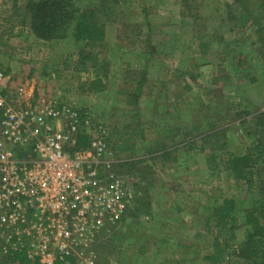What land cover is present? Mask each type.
<instances>
[{
	"label": "rangeland",
	"instance_id": "rangeland-1",
	"mask_svg": "<svg viewBox=\"0 0 264 264\" xmlns=\"http://www.w3.org/2000/svg\"><path fill=\"white\" fill-rule=\"evenodd\" d=\"M12 1L0 0V69L11 73L13 82L7 94L18 91L21 101L34 104L60 93L65 103L91 119L88 135L104 132L106 140L122 132L134 148L129 154L113 151L112 160L133 190L135 203L149 202V210L141 209L134 219L126 215L121 233L107 242L103 257L99 251L98 263L177 264L186 259V264H207L201 257L213 251L212 210L225 199L234 203V240H241L242 216L261 197L264 155L248 181L234 179L221 163L227 153L245 154L259 136L254 121L264 111V35L259 39L253 27L228 30L225 12L233 0H120L111 7L116 15L109 21L106 42L94 47L70 38L41 41L24 30L18 36ZM100 1L73 0L85 10ZM143 6L153 10L146 15ZM191 15L196 21L185 20ZM148 19L151 38H146L144 26L142 35L133 38L132 27L125 25ZM185 30L197 36L182 39L189 42L180 47L176 34ZM201 36L209 45L205 53L198 48ZM83 50L108 63L102 93L84 92L82 84L93 75L73 72L71 61ZM243 59L251 76L238 78L240 70L234 65ZM143 70L146 83L136 97L134 87ZM251 77L256 84L249 82ZM138 125L144 130L142 141ZM165 125L174 127L171 136ZM210 154L217 157L215 172L206 164Z\"/></svg>",
	"mask_w": 264,
	"mask_h": 264
},
{
	"label": "built area",
	"instance_id": "built-area-1",
	"mask_svg": "<svg viewBox=\"0 0 264 264\" xmlns=\"http://www.w3.org/2000/svg\"><path fill=\"white\" fill-rule=\"evenodd\" d=\"M9 78L0 69V255L99 264V246L134 207L133 190L104 132L74 150L82 127L75 108L60 93L34 104L7 95Z\"/></svg>",
	"mask_w": 264,
	"mask_h": 264
},
{
	"label": "trees",
	"instance_id": "trees-1",
	"mask_svg": "<svg viewBox=\"0 0 264 264\" xmlns=\"http://www.w3.org/2000/svg\"><path fill=\"white\" fill-rule=\"evenodd\" d=\"M22 1L24 3L21 5L19 4V0H13L11 8L13 11L11 17H16L18 20L20 33L24 30L41 41L70 38L76 44H84L85 46L87 45V47L104 45L109 21L114 14L116 15V11L111 9V7L120 2V0H111L110 3H108L109 0H102L98 4L95 3L93 10H85L77 6L73 0ZM123 2L124 4H128L130 0H123ZM184 4L188 9L186 3ZM150 10L153 9L147 6L141 8V11L146 15L147 13L150 14ZM258 13L261 14V17L257 15ZM225 15L227 17L225 21L229 24V31L234 29L243 31V29L247 27H253L255 29L254 34L259 36V39L264 35V25L260 24V20L264 21V0H233L231 5L229 4ZM188 18L196 21V17L192 15L185 17V20H188ZM125 26L129 28L132 27L130 35L133 38L142 35L143 26L147 31L146 38H151L153 33V27L149 19L144 24L131 23ZM13 28L14 27L11 26L12 31ZM196 36V34H192L191 30L177 33V45L180 47L186 46L189 40H192ZM187 37L189 38L188 42H182V39ZM204 38V36L198 38L200 42L198 48L203 53L209 48L208 44L206 45L203 43ZM244 61L245 59L242 61L238 60L234 65L237 71L240 70L238 72V78H245L250 75V72H247L244 68ZM71 62L74 64L73 72L75 74L86 73L93 75V79H90L88 83L82 84L81 87L84 92L102 93L105 91V82L108 80L109 74L108 63L98 59L97 53L94 51L90 52V50L80 51L78 55H76V59ZM123 72L125 73V70H123ZM146 75V70H143L140 79H138L134 87L136 97L140 96L142 93V88L146 83ZM249 82L251 84H256L255 79L252 77L249 79ZM184 87L189 88L187 84H185ZM59 100L62 103L66 101L63 100L62 97H60ZM75 110L80 116L82 125L81 129H79L76 134V143L74 147V150H79L88 146L91 136L90 134L88 135L86 131L92 124L91 119L86 113L84 114L82 111ZM173 110H176V106H173ZM243 111H245V108H243ZM86 119H90L88 127L83 126ZM138 126V138L142 141L144 140V130L140 125ZM165 126L168 127L167 130L171 136L175 132L174 127L170 125ZM254 127L256 133H259V136L255 133L256 144L252 146V149L247 150L243 155L227 153L223 156L222 163L220 161L221 158H219V162L223 165L224 169L230 172L234 179L239 181H245L248 177H253V169L257 165L260 157L264 155V111L260 112L255 117ZM191 128H193L191 131H194L196 126L194 125ZM209 137L210 136L207 138ZM106 140L108 144H110L111 150L115 151L117 154L134 153L133 145L128 143L129 140L125 138L122 132H118L115 135L111 134ZM223 145H220V149L218 150H223L225 144ZM170 152L171 151L168 150V154H170ZM216 160L217 157L215 154H210L206 157V164L212 172L218 170V163H216ZM258 194L261 197L258 198L255 205L246 210L242 216L244 235L242 239L237 242L234 240L236 232L233 230L236 212L233 201L231 199H225L219 207L212 210L211 218L214 221V234L212 236L213 251L201 257V260L205 261L207 264H227L226 262H231V264H264V181H262V186H260ZM143 208L147 212L149 210V202L140 203L139 201L137 203L136 201L134 207L130 210L131 212H128L127 215H131L133 219L138 218L139 212H141ZM120 231L121 225L115 230H112L111 234L115 237L116 234L121 233ZM109 240H106L99 246L98 252L100 251L101 257H103L102 252L105 250L106 246H108L107 242ZM187 262L186 259H182L177 264H186ZM0 264L40 263L38 261L30 262L24 255H17L9 258L0 255Z\"/></svg>",
	"mask_w": 264,
	"mask_h": 264
},
{
	"label": "crops",
	"instance_id": "crops-1",
	"mask_svg": "<svg viewBox=\"0 0 264 264\" xmlns=\"http://www.w3.org/2000/svg\"><path fill=\"white\" fill-rule=\"evenodd\" d=\"M22 34V32L20 33V31L18 32V36H20ZM5 72V71H4ZM6 74H8L9 76H10V78H9V81H8V83L6 84V86L4 87V89H3V93H9V92H11V91H8V88H9V86L10 85H13V82L11 81V73L10 72H5ZM17 91H15L14 93H16Z\"/></svg>",
	"mask_w": 264,
	"mask_h": 264
}]
</instances>
